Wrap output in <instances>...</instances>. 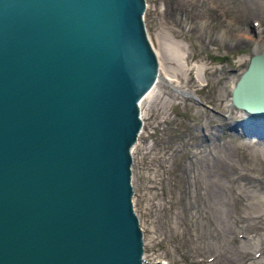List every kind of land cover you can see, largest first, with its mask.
<instances>
[{
    "label": "water",
    "instance_id": "1",
    "mask_svg": "<svg viewBox=\"0 0 264 264\" xmlns=\"http://www.w3.org/2000/svg\"><path fill=\"white\" fill-rule=\"evenodd\" d=\"M145 0H0V264H143L140 99L158 76ZM264 136V52L231 89Z\"/></svg>",
    "mask_w": 264,
    "mask_h": 264
},
{
    "label": "rangeland",
    "instance_id": "2",
    "mask_svg": "<svg viewBox=\"0 0 264 264\" xmlns=\"http://www.w3.org/2000/svg\"><path fill=\"white\" fill-rule=\"evenodd\" d=\"M145 2L146 31L157 49L160 76L167 79L141 101L142 126L132 147V198L143 231V264H172L171 256L187 263V257L212 252L203 250L210 229L218 225L206 205L211 178L225 179L226 220L237 228V237L249 234L244 250L264 264V136L235 127L245 113L230 98L250 55L256 47L264 49V0ZM175 10L181 12L177 17ZM186 183L190 192H184ZM197 187L202 199L191 195ZM227 241L230 250L241 244Z\"/></svg>",
    "mask_w": 264,
    "mask_h": 264
},
{
    "label": "bare ground",
    "instance_id": "3",
    "mask_svg": "<svg viewBox=\"0 0 264 264\" xmlns=\"http://www.w3.org/2000/svg\"><path fill=\"white\" fill-rule=\"evenodd\" d=\"M177 10L180 11V7H177L176 8ZM175 10V12L173 13V15L175 14V17L179 16L177 14H181V12H178ZM180 17H182V15H180ZM183 19V17H182ZM156 53H157V49L154 48ZM258 51H262L264 52V49L260 50L259 48H255L254 52H258ZM172 53L174 55H176V57H181V53L176 50V49H172ZM184 56V55H183ZM185 57V56H184ZM182 58V57H181ZM178 59V58H177ZM183 59V58H182ZM182 61V60H181ZM160 64V63H159ZM184 64V62H183ZM184 66H186V64H184ZM162 79H167L166 78V75L165 76H160V73L158 71V76H157V79L155 80V82L153 83V85L143 94V96L141 97L140 99V102L141 101L143 102V100L145 99H149V97L153 94V91L157 85V82H159V80H162ZM171 79V78H170ZM173 79V78H172ZM174 80V79H173ZM162 82V81H160ZM166 82V81H165ZM235 81L233 82V85H234ZM228 86V85H226ZM225 86V87H226ZM174 87V86H173ZM157 89V88H156ZM176 89V88H175ZM177 89H179L180 91H183V92H188V90H185L183 88H180V87H177ZM178 90V91H179ZM177 91V92H178ZM180 91L178 92V94L180 93ZM181 94V93H180ZM184 94V93H183ZM186 95V94H185ZM154 96V95H152ZM151 96V97H152ZM141 105V104H140ZM143 105V104H142ZM239 109V108H238ZM241 110V113H245V111L240 108ZM264 125V124H262ZM263 133H264V128H263ZM209 185L211 187V191H210V195L208 194L207 197H210V201L206 204L207 206H209L211 208V216L213 217V212H214V216H215V219L217 221V226H214L212 227L209 231V234L206 238V241H208V245H206L203 250H207V249H210L212 250V252L210 251H207L209 254H207L206 256L203 255V256H196V257H187L189 258V260L187 261V263L185 262H181L180 259H178L177 257H173L171 256V263L172 264H262V258H250L248 254V252L250 251L248 248L244 250V245L247 244L249 242L250 239V236L249 234H245L246 236H244L243 238H239L237 237L236 233H235V230L237 229H233V223L230 221V220H226L227 217H225V213H226V195L224 194V191H223V188H224V185H225V179L224 180H218V179H209ZM181 183V180L179 182V184ZM178 184V185H179ZM191 184L190 183H186L185 186H184V192H190L191 190ZM201 186V184H200ZM202 187V186H201ZM202 188H194L193 191H192V196H195L197 197L198 196V199H202L203 196H202ZM207 194V193H206ZM187 195V194H186ZM190 194H188V197L191 196ZM194 197V198H195ZM193 198V197H192ZM193 198V199H194ZM242 198V197H241ZM241 198L239 197L238 199L241 200ZM196 199V198H195ZM229 199V198H228ZM231 200V198H230ZM229 200V201H230ZM243 200V199H242ZM244 201V200H243ZM239 202V201H238ZM242 202V201H241ZM239 202V203H241ZM260 202V201H259ZM188 203V202H187ZM243 203V202H242ZM261 203H262V200H261ZM193 204H194V201H193ZM189 207H190V204L188 203ZM192 205V204H191ZM229 207V206H228ZM191 208V207H190ZM192 209V208H191ZM191 211V210H190ZM230 211V210H229ZM228 211V212H229ZM258 212V211H257ZM232 213V212H231ZM259 213V212H258ZM262 213V212H261ZM243 214V213H242ZM254 214V213H252ZM251 214V216H253ZM256 214V212H255ZM241 215V214H240ZM249 215V214H248ZM248 215H247V219H248ZM232 216V215H231ZM257 216V215H256ZM261 216V214H260ZM238 217H239V214H238ZM244 217V216H243ZM259 218V215L257 216ZM251 218V217H250ZM262 218V217H261ZM260 218V219H261ZM232 219V218H231ZM241 219V217H240ZM240 219H237V220H240ZM235 221L234 222L238 225V221ZM249 220V219H248ZM211 221H213V219H211ZM245 221V220H244ZM244 223V222H243ZM244 229V228H243ZM242 231V230H241ZM237 232V231H236ZM241 233V232H239ZM240 235V234H239ZM221 239L222 243L221 244H217L216 243V240L217 239ZM233 240V241H236L237 240H240L241 241V244L240 246H236L233 250H230L227 246V243L228 241L227 240ZM217 244V245H216ZM249 244V243H248ZM145 245V244H144ZM243 245V246H242ZM242 246V247H241ZM227 249L229 250V252H227ZM236 250V251H235ZM234 252L236 253V255L234 256ZM251 252V251H250ZM256 253V252H254ZM260 253V252H259ZM251 254V253H250ZM262 254V253H261ZM143 255H144V251H143ZM208 255H212L210 258H208ZM160 256L159 254H157V257ZM254 256V255H253ZM258 256V255H257ZM156 257V258H157ZM144 258V257H143ZM186 258V259H187ZM155 259V258H154ZM247 259H249V262H247ZM144 261V260H143Z\"/></svg>",
    "mask_w": 264,
    "mask_h": 264
}]
</instances>
